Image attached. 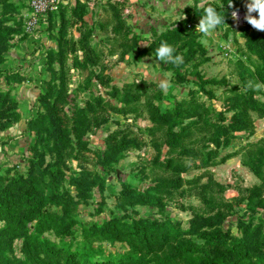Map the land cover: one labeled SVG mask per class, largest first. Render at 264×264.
<instances>
[{"label":"trees","instance_id":"16d2710c","mask_svg":"<svg viewBox=\"0 0 264 264\" xmlns=\"http://www.w3.org/2000/svg\"><path fill=\"white\" fill-rule=\"evenodd\" d=\"M231 3L233 7L229 8V0H206L202 7L196 6L190 16L170 25L165 33L151 41L139 54L152 53L156 56L155 52L161 42H167L174 47L181 36L196 37L195 20L204 16L206 7H213L224 15V24L230 20L229 11L241 10L244 18L239 31L240 36L245 39L244 54L248 66L241 64L249 80L264 83V31L255 29L246 20L249 15L256 19L255 11L249 13L247 7L253 1L231 0ZM70 5L61 4L57 11L49 12L45 23L41 24L57 40V49L46 52L49 82L40 95L42 111L35 119V123L39 124L37 134L40 136L36 147L40 144L44 148L48 140H53L50 151L73 145L68 136L69 129L61 124L62 119L59 116L60 107L64 103L63 78L67 71V54L84 51L83 61H80V55H75L74 65L79 69L86 68L87 64L97 63L89 45L92 28L84 20L86 5L81 0H74V5ZM104 6L108 13L109 10L116 9L110 4ZM104 6L102 5L103 11ZM19 11L20 6L14 0H0V60L4 51L12 45L16 34L15 27L21 26L24 32L23 23L6 25ZM68 11L70 16H67ZM111 20L112 18L108 24H111ZM70 21H73L75 29L80 33L77 39L71 35L67 38L66 29L70 27ZM118 24V30L112 32L116 37L125 39L120 32L124 33L129 29L121 19ZM56 28L58 31L54 34ZM192 42L183 47H189ZM54 63L60 67L59 72L53 67ZM162 67L177 68L172 63L167 66L162 64ZM57 78L60 79L59 84L54 83ZM198 78V89L191 90L187 99L174 102L171 108L162 109L158 104L163 99L172 100L170 96L156 94L152 89L148 91L144 82H140L124 86L122 90L111 89V98L123 105L122 107L105 103L97 97L87 103L86 109L97 116L105 112L106 107L123 115L143 113L150 124L143 130L145 136L150 137L154 149L146 171L141 173L142 179L147 181L146 186L139 189L124 185L116 208L121 211L129 208L135 212V208L140 206L157 209L158 213L163 214L169 204L184 209L179 203L180 199L191 196L203 206L199 208L203 212L200 229L184 231L180 223L169 219H136L128 215L83 224L75 218L78 205L86 203L89 197L83 183L76 179L70 180L76 187V195L71 197L69 192L59 189L60 176L56 170L51 166L41 169L38 159H35L38 165L29 159L31 169L25 183L12 188L9 183L0 182V264H264V230L261 227L253 230L247 228L241 236H234L222 227L224 214H230L233 210L231 202L223 198L222 187L210 178L201 184L200 180L204 176L202 174L189 179L181 177L191 170H206L239 155V152L223 153L222 150L229 147L236 133H254L250 113L264 116V102L255 100L251 90L239 91L233 87L231 102L226 109L217 110L213 104L200 100V92L205 93L211 100L212 97L205 91V87L220 83L208 81L201 76ZM15 80H19L18 76L6 77L9 83ZM178 80L182 82L181 78ZM100 83L105 84L102 80ZM260 95L264 97V92ZM15 105L9 94L0 90V118L8 116L4 110ZM231 110L234 114L228 119L225 112ZM256 145L257 149L251 151L243 163L261 179L264 142ZM125 148L128 145L107 149L100 156L99 164L110 166L114 160L111 153L119 154ZM259 191L260 187L249 190L247 208L251 211L263 202ZM48 234L53 235V239ZM16 243H20V246L17 247ZM105 246L118 247L123 251L110 253Z\"/></svg>","mask_w":264,"mask_h":264},{"label":"rangeland","instance_id":"374dc122","mask_svg":"<svg viewBox=\"0 0 264 264\" xmlns=\"http://www.w3.org/2000/svg\"><path fill=\"white\" fill-rule=\"evenodd\" d=\"M14 1L20 6V11L13 15L14 21L10 20L6 25L23 23L24 30V23L29 14L28 0ZM81 2L87 8L84 20L92 28L89 45L97 63L87 64L84 69L75 67V55H80L79 59L83 61V50L68 53L65 59L67 71L63 78L64 103L60 107L59 116L62 119L61 124L69 129L68 136L73 145L50 151L53 140H48L47 145L45 147L43 145L44 148L40 144L36 147L40 136L37 134L39 124L35 123V119L42 111L39 104L40 95L48 87L49 82L46 52L57 49V40L46 31V26H41L45 22L37 26L33 36L22 32L21 26L15 27L16 34L12 45L4 51V56L0 60V90L8 93L16 103L14 107L4 110L8 116L0 118V182L9 183L12 188L19 187L28 178V171L31 169L29 159H32L35 165H38L35 160L38 159L40 163L38 166L41 169L51 166L59 173V189L69 192L71 197H75L76 187L70 180L76 179L83 183L89 197L86 203L78 205L75 213V218L83 224L128 215L136 219H169L180 223L184 231L200 229L203 212L199 208L203 206L195 197L185 196L180 199L179 203L184 209L174 204L167 205L163 214L158 213L157 209L140 206L135 208V212L129 208L126 211L116 208L124 185L139 189L146 186L147 181L142 179L141 173L146 171L148 162L154 155V149L150 137L145 136L143 130L150 124L143 113L123 115L106 107L105 112L97 116L89 112L86 106L93 99L100 97L105 103L122 107L123 105L111 98L109 94L111 89L122 90L124 86L144 82L148 91L152 89L156 94L170 96L172 100L163 99L158 104L162 109L171 108L174 102L187 99L191 90L198 89V76H201L220 84L207 85L205 91L210 93L212 99L209 100L205 93L200 92V100L213 104L217 110L226 109L233 97L231 89L236 87L239 91H245L249 81L241 64L248 66L244 54L245 39L240 36L239 31L243 26V12L235 9L229 11L230 20L219 25L210 36L197 32L200 19L195 20L196 37L181 36L173 47L175 56L182 57V64L177 68L164 69L162 64L167 66L170 62L161 61L152 53L140 55L139 51L147 48L151 41L165 33L170 25L190 16L196 6L202 7L206 0L196 2L170 0V3H173V5L169 3L170 7L174 8L173 12L159 20L157 19L161 15L157 17L158 12L168 7L167 0H81ZM67 4L74 5V0H65L63 5ZM106 4L116 9L109 10V14L105 12ZM228 7L232 8V3L231 6L228 4ZM233 12H236V19H233ZM67 16H70L69 11ZM255 17L259 20L258 11H255ZM111 18L113 25L108 24ZM119 19L129 29L127 32H120L125 39L116 37L112 32L118 30ZM73 21L69 22L70 27L66 29L67 38L71 35L77 39L80 33L75 29ZM57 31L56 28L54 34H57ZM191 41L193 42L189 47H183ZM53 67L59 72L60 67L57 63H54ZM9 75L18 76L19 80L9 83L6 81ZM179 78L182 82H179ZM101 80L105 86L100 83ZM161 81L167 82L168 87L162 89ZM54 83L59 84L60 79L57 78ZM252 93L255 100L264 102V97H261L260 93ZM100 109L103 110V107L100 106ZM233 114L232 110L225 112L228 119ZM250 116L253 120L254 133L250 135L247 132L236 133L229 147L222 150L223 153L239 152V155L223 164L206 170H191L181 176L189 179L202 174L204 176L200 180L201 184L210 178L222 187L223 198L233 206L230 214H224L222 227L236 237L241 236L247 228L253 230L261 227L264 230V159L260 166L261 179L243 163L248 159L249 153L257 149L256 144L264 142V116H258L256 113H250ZM42 137L44 138L45 134ZM126 141H129L128 144ZM123 145H128V148L119 154L111 153L114 160L110 166L99 164L100 156L107 149ZM254 187H260V199L263 202L260 203L261 206L258 205L251 211L247 208V202L249 190ZM47 236L53 239V235ZM16 246H20V243H16ZM105 249L110 253L123 251L118 247L105 246Z\"/></svg>","mask_w":264,"mask_h":264},{"label":"clouds","instance_id":"9594fccd","mask_svg":"<svg viewBox=\"0 0 264 264\" xmlns=\"http://www.w3.org/2000/svg\"><path fill=\"white\" fill-rule=\"evenodd\" d=\"M229 6H231V0H229ZM249 13L251 11H258L259 20L252 18L250 15L246 16V20L255 29L264 31V0H253L251 5L247 6ZM204 16L200 19L197 25V32L203 33L205 36H210L213 31L221 24H224L225 17L216 11L213 7H206L204 9ZM233 19H236V12L232 13ZM175 49L167 42H161L160 47L156 50V57L164 62H170L177 67L182 64V57L179 55L174 56ZM168 87L167 82L161 81V88ZM251 90L255 93L264 92V83H260L254 80H249L245 86V91Z\"/></svg>","mask_w":264,"mask_h":264},{"label":"built area","instance_id":"2783aa9c","mask_svg":"<svg viewBox=\"0 0 264 264\" xmlns=\"http://www.w3.org/2000/svg\"><path fill=\"white\" fill-rule=\"evenodd\" d=\"M65 0H28L29 14L24 23V33L33 36V31L44 20L49 12L57 11Z\"/></svg>","mask_w":264,"mask_h":264},{"label":"crops","instance_id":"0c3cea01","mask_svg":"<svg viewBox=\"0 0 264 264\" xmlns=\"http://www.w3.org/2000/svg\"><path fill=\"white\" fill-rule=\"evenodd\" d=\"M169 3H170V0H167V6H168V7H167V8L164 7V8H162V9L160 10V12H158L157 17H158L159 15H161V17L159 16L157 20H159L160 18H164V17L170 15L171 12H173L174 8H173L172 6L170 7V4L173 5V3H170V4H169ZM24 43L26 44V43H27V40H26Z\"/></svg>","mask_w":264,"mask_h":264}]
</instances>
